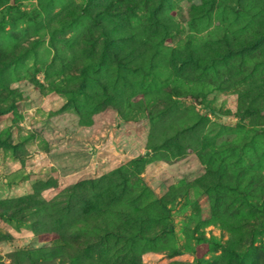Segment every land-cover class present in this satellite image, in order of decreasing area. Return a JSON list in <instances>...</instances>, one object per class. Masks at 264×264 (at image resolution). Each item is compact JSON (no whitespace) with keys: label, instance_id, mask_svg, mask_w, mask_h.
I'll return each mask as SVG.
<instances>
[{"label":"rangeland","instance_id":"rangeland-1","mask_svg":"<svg viewBox=\"0 0 264 264\" xmlns=\"http://www.w3.org/2000/svg\"><path fill=\"white\" fill-rule=\"evenodd\" d=\"M0 264H264V0H0Z\"/></svg>","mask_w":264,"mask_h":264}]
</instances>
